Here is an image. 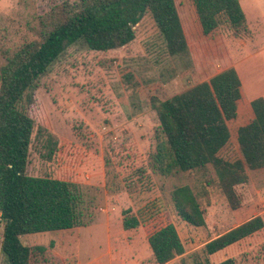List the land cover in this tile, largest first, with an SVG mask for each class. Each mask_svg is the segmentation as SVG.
Listing matches in <instances>:
<instances>
[{"label":"rangeland","instance_id":"obj_1","mask_svg":"<svg viewBox=\"0 0 264 264\" xmlns=\"http://www.w3.org/2000/svg\"><path fill=\"white\" fill-rule=\"evenodd\" d=\"M239 1L246 27L235 31L224 22L211 37L194 43V69H185L168 55L149 15L135 27L134 42L124 48L97 52L81 42L67 46L38 82V105L32 110L50 128L57 149L48 160L35 132L28 174L78 186L92 222L70 231L24 236V245L46 246L65 264H80L101 255L110 241L114 264H156L148 233L172 223L185 247V256L174 264H197L205 263L203 248L208 242L255 217L264 219V169L249 172V183L237 187L242 206L232 210L214 183V174L209 180L198 173L162 176L152 165L160 137L152 103L195 86L194 72L201 82L234 67L243 84L238 116L229 123L235 147L238 129L251 122V102L264 93V0ZM80 4L81 0H0V54L42 40ZM128 73L139 83L141 112L131 105ZM139 171L146 176L140 179ZM181 185L197 195L206 212L205 227L190 226L178 216L172 192ZM126 211L128 217L139 219V227L123 229ZM4 232L0 215V264H9L2 249ZM76 253H81L79 259ZM120 253H129L127 261H120ZM227 259L264 264V230L211 256L210 264Z\"/></svg>","mask_w":264,"mask_h":264},{"label":"trees","instance_id":"obj_2","mask_svg":"<svg viewBox=\"0 0 264 264\" xmlns=\"http://www.w3.org/2000/svg\"><path fill=\"white\" fill-rule=\"evenodd\" d=\"M146 15L154 21L168 55L185 69H194V43L211 37L224 22L235 31L247 24L239 0H81L79 8L56 23L45 38L26 43L12 54H0V215L5 222L2 249L9 264H65L46 246L24 245L22 237L70 231L92 222L78 186L28 174L35 132L48 160L58 144L50 128L32 114L38 105V82L68 45L81 42L97 52L130 45L136 39L135 27ZM193 75L195 86L152 103L160 135L152 165L162 176L198 173L209 180L214 174V183L229 206L238 210L242 198L237 187L249 183V172L264 169V97L251 102L254 118L238 129L235 147L229 123L237 118L243 97L239 73L229 67L201 82ZM125 77L133 86L131 105L141 112L139 83L131 73ZM141 174L140 179L146 176ZM172 201L182 221L196 228L206 226V212L190 186L175 187ZM128 214L123 220L126 231L140 225L138 218ZM263 230L260 216L237 226L208 242L203 248L206 261L197 264H210L211 256ZM148 243L157 264H169L185 254L172 223L148 233ZM218 264L237 263L227 259Z\"/></svg>","mask_w":264,"mask_h":264},{"label":"crops","instance_id":"obj_3","mask_svg":"<svg viewBox=\"0 0 264 264\" xmlns=\"http://www.w3.org/2000/svg\"><path fill=\"white\" fill-rule=\"evenodd\" d=\"M262 96L261 97H264V93L263 94H261ZM257 98H259V97H257ZM256 99V98H255ZM254 100V99H253ZM252 100V101H253ZM241 103V101H239V103H238V111H239V104ZM253 112V111H252ZM253 118H254V114H253ZM253 118H252V120H253ZM251 120V121H252ZM108 243H107V248H106V250L101 254V255H99V256H97V257H95V258H92V259H88L87 258V261H85L84 263H81V260H80V264H114L115 263V261H116V257H115V255L113 254V250H112V248H111V242L110 241H107ZM152 252V251H151ZM77 254V253H76ZM153 254V253H152ZM137 255H139L138 257H140V256H142V254H140V253H138ZM80 256H81V253L80 254H77V258L79 259L80 258ZM129 256V253H120L119 254V259H120V261H122V262H125V261H127V257ZM185 256V254L184 255H182V256H176V258L173 260V261H171L169 264H174L175 262H176V260H178V259H180V258H183ZM120 257H122V259L120 258ZM104 259H106L107 260V262L106 263H103V261L105 262V260ZM118 259V260H119ZM157 264V263H156Z\"/></svg>","mask_w":264,"mask_h":264}]
</instances>
